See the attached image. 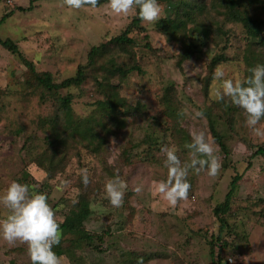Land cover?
Returning a JSON list of instances; mask_svg holds the SVG:
<instances>
[{
  "label": "rangeland",
  "instance_id": "1",
  "mask_svg": "<svg viewBox=\"0 0 264 264\" xmlns=\"http://www.w3.org/2000/svg\"><path fill=\"white\" fill-rule=\"evenodd\" d=\"M29 1L0 0V17L9 14L0 25V37L16 42L21 53H12L0 44V195L12 181L27 184L30 192L43 191L57 222H61L75 206L77 194L90 193L91 212L84 225L97 236L101 234L102 240H93L95 247L84 244L73 250V257L59 256L60 264H217L211 248L219 254L220 264H264V155L252 156L256 145L264 144V136H257L246 125L240 108L232 115L216 103L212 97L216 84L213 78L208 96H204L201 87L207 64L218 51L214 43L202 45L180 68L176 60L188 43L191 24L184 21L162 34L155 24L143 22L151 47L145 45L142 33L135 39L133 58L142 71L129 74L118 90L129 104L145 105L142 117L128 115L123 127L108 123L107 132L98 123L105 141L97 153L85 146L86 141L80 143L67 136L63 169L48 177L35 160L47 147L55 99L45 96L42 102L44 90L34 85L23 59L60 81L86 65L89 48L119 34L134 12L118 16L108 8V2L73 9L63 5V0H33L31 10L18 9L26 8ZM160 6L163 16L166 8ZM258 10L264 12V4ZM226 27L234 32L227 54L230 60L217 65L215 71L222 68L226 78L238 81L246 66L242 53L246 42L240 27ZM137 31L131 33L134 38ZM122 61L130 63L131 58L111 50L98 64L106 68ZM98 64L86 70L89 74L81 86L59 91V95H72L74 116L89 122L100 121L95 101L106 96L95 82V75L101 72ZM170 84L176 100L170 97L164 102L161 95ZM210 105L213 114L219 116L217 128L228 147L227 156L212 139L206 117L193 118L195 111ZM257 127L264 129V119ZM193 131L205 133L221 168L215 177L207 175L206 170L199 174L190 170L188 199L172 208L152 195V183L167 177L161 148L174 147L181 162H188L185 145L191 141ZM85 168L87 185L81 175ZM236 173L241 179L222 223L213 208L224 201ZM116 177L128 185L119 208L110 204L104 191L106 181ZM137 186L142 188L139 194L134 191ZM8 214L0 205V219ZM218 235L220 240L216 239ZM224 241L226 246L222 245ZM12 261L31 264L27 245H10L0 238V264Z\"/></svg>",
  "mask_w": 264,
  "mask_h": 264
},
{
  "label": "trees",
  "instance_id": "2",
  "mask_svg": "<svg viewBox=\"0 0 264 264\" xmlns=\"http://www.w3.org/2000/svg\"><path fill=\"white\" fill-rule=\"evenodd\" d=\"M33 0L29 1V5L25 8L18 6L19 10H31L33 7ZM108 0H98V5L107 3ZM160 5H165L166 14L155 23L156 29L162 34H168L170 29H175L184 21L191 24V32L185 50L177 56V66L181 68V63L189 58L202 45H206L211 41L218 48V51L213 54L207 64V72L203 77L201 90L204 96H208L209 87L213 78L214 71L217 65L230 60L228 50L232 48L231 36L234 32L227 24H234L241 28L244 33L245 48L242 49L243 63L245 69L242 72L241 79L248 76L249 69L256 65H264V12L260 9V4H264V0H158ZM96 6V7H97ZM8 13L0 17V25L5 20ZM143 21L138 16V9L134 12L130 22L117 35L101 42L98 45H93L89 48L87 54V63L84 66L78 67L76 72L68 77L55 81L51 72L38 71L35 69L33 63L29 60L23 59V63L27 66L30 73L33 75L34 85L37 88L44 90L43 101L45 96H53L55 101L54 117L50 120L53 122L52 131L47 142V147L42 149L38 155V166L44 168L48 177H53L58 170L61 171V162L67 158V149L64 148V141L66 137H71L72 140L82 143L86 141V147L92 152H99L104 143V136H101V130L97 129V125L102 127L103 131H109L108 123L110 125L123 127L128 115L134 117H142L145 105L141 102H136L131 105L126 98L119 95V85L122 80L128 77L134 71L141 72V67L136 64L133 58V48L136 44L135 39L142 33V38L146 41L145 45L150 46L149 35L142 25ZM137 30V36L131 35L133 30ZM0 44L12 53L20 55L18 45L10 38H1ZM115 50L117 54H127L131 61L130 63L122 61L120 64L112 63L110 66L104 68L98 64L103 54ZM98 64L101 70L100 75H95V82L97 87L103 88L104 99H97L95 101L96 109L99 111L98 117L100 121H86L82 118L75 117L71 106L72 95L67 93L59 95L62 89H69L71 87H79L86 80L88 74L86 70L95 67ZM106 72L103 74V71ZM240 79V80H241ZM31 82V81H30ZM33 83V82H32ZM172 84L165 86L162 101H167L170 97L176 100ZM48 92L49 94H46ZM222 104L225 111H235L240 109L231 105L230 101L225 98L224 101L216 102ZM217 105V104H216ZM200 111L203 112L208 122V127L212 135V139L218 144L225 156L228 155V147L224 142L223 135L217 128L219 116L213 114L212 106H204ZM105 116H104V115ZM90 118V117H89ZM60 124V126H59ZM114 129V128H113ZM112 129V130H113ZM146 139V138H145ZM145 139L143 141H145ZM149 143L151 139L148 140ZM264 155V144L256 145L252 156ZM249 163V162H248ZM27 177L29 174L25 172ZM241 179V174L236 173L229 184V189L226 192L225 199L213 208V213L219 220L224 222L222 215H224L230 208V200L238 187V181ZM37 193H43L37 189ZM47 196V194H45ZM88 194H77L76 204L70 209L68 214L60 224L62 236H70V239L61 237L60 243L54 246L53 251L57 256L68 255L73 257V250L81 248L84 244L94 246L93 240H102V235L95 234L86 229L84 222L88 219L91 209ZM105 233H108L105 231ZM220 240V236L216 237ZM101 243V242H99ZM226 246V242L222 243ZM221 246V245H220ZM95 247V246H94ZM211 248V256L214 254L215 263L220 264L219 254ZM11 264H15L14 261Z\"/></svg>",
  "mask_w": 264,
  "mask_h": 264
},
{
  "label": "clouds",
  "instance_id": "3",
  "mask_svg": "<svg viewBox=\"0 0 264 264\" xmlns=\"http://www.w3.org/2000/svg\"><path fill=\"white\" fill-rule=\"evenodd\" d=\"M63 5L73 9L96 7L98 0H63ZM108 8L118 16H127L138 9L139 18L149 24H155L162 18V7L158 0H108ZM248 71V76L234 81L226 78L225 71L218 68L213 76L216 84L212 97L217 102L227 98L231 105L242 110L246 125L257 136H264V129L257 127L264 119V65H256ZM203 115L202 111H195L193 118H202ZM190 135L191 141L185 145L189 150L188 162H181L174 147L161 148L167 177L154 181L151 186L152 195L160 197L172 208L188 199L191 185L187 177L190 170H195L197 174L206 170L207 175L215 177L221 168V162L205 133L193 131ZM111 143H115V140ZM81 175L83 183L87 185L88 170L83 169ZM127 188L128 185L119 177L109 179L104 186L105 198L113 207L119 208L124 203ZM134 191L139 194L142 188L137 186ZM0 205L9 212L6 218L0 219V238L10 245L17 242L26 244L31 264H60L53 248L59 245L62 232L45 194L30 192L27 184L12 181L4 194L0 195ZM138 264H142V261Z\"/></svg>",
  "mask_w": 264,
  "mask_h": 264
}]
</instances>
